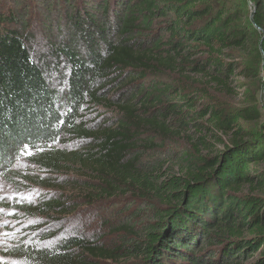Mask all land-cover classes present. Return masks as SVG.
<instances>
[{"label": "trees", "instance_id": "1", "mask_svg": "<svg viewBox=\"0 0 264 264\" xmlns=\"http://www.w3.org/2000/svg\"><path fill=\"white\" fill-rule=\"evenodd\" d=\"M20 2L0 1V175L41 149L50 223L77 199L138 205L117 244L59 229L28 263L264 264V0ZM172 137L183 146L161 154Z\"/></svg>", "mask_w": 264, "mask_h": 264}, {"label": "rangeland", "instance_id": "2", "mask_svg": "<svg viewBox=\"0 0 264 264\" xmlns=\"http://www.w3.org/2000/svg\"><path fill=\"white\" fill-rule=\"evenodd\" d=\"M0 1L3 8L7 7L14 11H17L21 4V0ZM38 15L39 11L34 10V13L24 17V24L17 27L23 30L28 38H31L29 32H32V25L35 20H38ZM37 31L38 34L35 35L39 39L42 33L40 28H37ZM53 34L55 35V33ZM53 34L50 33L52 39ZM37 39L33 38L34 42L31 46L34 54L41 52L38 46L40 40L37 41ZM50 76L54 84L56 83L58 86L62 80V75L53 70L50 71ZM259 107L261 110L263 109L264 113V99L262 100V98H259ZM100 112L101 109H96L91 115L86 114L84 119L90 122L99 115L96 113ZM262 121L264 123V118ZM159 142L162 141L159 140ZM163 143L164 148L161 154L168 150L172 151L175 147H182L184 144L181 138L175 137ZM80 146V143L71 141L61 147L70 150ZM21 151H23V155H21ZM39 152L41 149L24 148L20 150L13 156L11 166L4 174L0 175V264H29L27 251L52 248L62 236L60 233L57 234L59 229H62L63 232L66 231V233L78 231L79 234L87 233L88 236L101 235V242L104 244H117L124 233H114L113 226L122 220H127L125 216H130L131 211L136 209L138 205H130L129 201L124 199L112 198L93 206H87L82 199H77L79 195L75 192L65 191L64 194L69 196L70 201L77 199L75 202L78 208L69 215H63L62 218L64 219L58 224L48 222V219L35 211V206L39 203L40 198L51 196L55 192L52 188L42 187L37 183L39 177H48L46 172L40 171L32 164V157ZM68 176L74 177L72 174ZM126 209L127 212L125 213ZM100 224L101 229L99 228ZM112 264H121V262H112Z\"/></svg>", "mask_w": 264, "mask_h": 264}, {"label": "snow or ice", "instance_id": "3", "mask_svg": "<svg viewBox=\"0 0 264 264\" xmlns=\"http://www.w3.org/2000/svg\"><path fill=\"white\" fill-rule=\"evenodd\" d=\"M24 147L27 148L28 145H24ZM23 154H24L23 151H21V155H23ZM29 154H30V153H29Z\"/></svg>", "mask_w": 264, "mask_h": 264}, {"label": "water", "instance_id": "4", "mask_svg": "<svg viewBox=\"0 0 264 264\" xmlns=\"http://www.w3.org/2000/svg\"><path fill=\"white\" fill-rule=\"evenodd\" d=\"M251 19V18H250Z\"/></svg>", "mask_w": 264, "mask_h": 264}]
</instances>
